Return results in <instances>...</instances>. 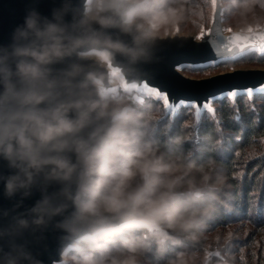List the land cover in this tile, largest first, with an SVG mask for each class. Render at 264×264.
<instances>
[{"label":"clouds","instance_id":"clouds-1","mask_svg":"<svg viewBox=\"0 0 264 264\" xmlns=\"http://www.w3.org/2000/svg\"><path fill=\"white\" fill-rule=\"evenodd\" d=\"M38 3L0 44V183L14 200L0 208V264H45L28 237L49 229L52 264H241L246 222L213 226L232 210L220 129L198 134L195 110L149 90L145 66L217 27L225 48H264V0Z\"/></svg>","mask_w":264,"mask_h":264},{"label":"water","instance_id":"water-1","mask_svg":"<svg viewBox=\"0 0 264 264\" xmlns=\"http://www.w3.org/2000/svg\"><path fill=\"white\" fill-rule=\"evenodd\" d=\"M54 2L55 0H39L37 7L42 13L49 14ZM29 3L30 0H0V44L9 42L13 28L23 22ZM250 51L259 52L261 47L253 43L251 46L235 49L225 48L218 27L216 30L207 29L201 35L200 42L188 39L182 43L162 46L157 52L158 62L145 66V71L150 75V79L145 83L149 89L167 97L173 110L179 105L192 106L199 119L204 110L214 111L212 104L219 98L227 96L233 99L239 94L251 95L264 91V68H235L199 78L187 76L180 69L232 61ZM9 171L6 162L0 160V174H7ZM39 195L38 191L34 192L31 197L25 199L23 207L31 206ZM13 203L14 200L3 196V185L0 183V208L11 207ZM57 235L49 229L42 241L28 237L32 241L34 251L40 254L45 264H52L57 258Z\"/></svg>","mask_w":264,"mask_h":264},{"label":"trees","instance_id":"trees-1","mask_svg":"<svg viewBox=\"0 0 264 264\" xmlns=\"http://www.w3.org/2000/svg\"><path fill=\"white\" fill-rule=\"evenodd\" d=\"M241 60L262 64L264 51H250L240 57ZM223 63L227 61L220 62V65ZM214 103L213 112L206 110L200 115L197 133L213 126L220 129L223 144L216 154L228 169L232 210H222L213 226L239 219L258 228L252 233L249 245H241L247 248V260H241V264H264V241L254 238L264 230V152L248 150L250 144H264V91L239 94L233 99L224 96ZM183 109L193 108L184 106ZM253 244L256 245L254 249ZM242 248L236 247V250Z\"/></svg>","mask_w":264,"mask_h":264},{"label":"rangeland","instance_id":"rangeland-1","mask_svg":"<svg viewBox=\"0 0 264 264\" xmlns=\"http://www.w3.org/2000/svg\"><path fill=\"white\" fill-rule=\"evenodd\" d=\"M207 30V29H206ZM205 30V31H206ZM204 31V32H205ZM260 52V51H259ZM244 55V54H243ZM243 55L233 59L232 61H227V63L229 62H236V61H240V57H242ZM225 63H223L224 65ZM223 65L220 63L216 64V65H207V66H197V67H183L182 69H180L184 74H186L187 76H190V77H194V78H199V77H205V76H208V75H211V74H215V73H218V72H221V71H225L224 68H223ZM201 67H205V69L201 68ZM250 67H263L264 68V63L262 64H259V63H254V62H248V63H244L242 64L241 66L239 67H234L232 69H235V68H250ZM207 68V69H206ZM230 69V70H232ZM155 92V91H154ZM211 106V105H210ZM180 108H183L184 106L183 105H179ZM192 107V106H190ZM212 107L214 108L215 107V103L213 102L212 104ZM178 108V107H177ZM193 108V107H192ZM210 108V107H209ZM194 109V108H193ZM192 109V110H193ZM195 110V109H194ZM206 111V110H204ZM203 111V112H204ZM202 112V113H203ZM194 115L196 116L195 114V111H194ZM197 118V121H198V117L196 116ZM198 125V124H197ZM238 220V221H237ZM237 220H233L225 225H222V226H226V225H229V224H237V223H240L242 222L241 220L237 219ZM246 223L244 224H241V231H242V236L241 237H238L236 238L234 241H233V245H234V249L236 250V247H243L241 250H245V246H241V245H249L250 241L249 239L251 237H253L252 233L253 232H257L258 228H255L253 227L252 225H250V223H248L247 221H244ZM264 232V230H263ZM258 238L259 235L257 234V236L255 235L254 238ZM247 249V248H246ZM241 260L242 261H246V256H245V251L243 252V255L241 257ZM244 264H246L244 262Z\"/></svg>","mask_w":264,"mask_h":264},{"label":"snow or ice","instance_id":"snow-or-ice-1","mask_svg":"<svg viewBox=\"0 0 264 264\" xmlns=\"http://www.w3.org/2000/svg\"><path fill=\"white\" fill-rule=\"evenodd\" d=\"M261 51H264V48L261 49ZM149 90H152V89H149ZM158 93V92H157ZM159 94V93H158ZM167 99V97H165Z\"/></svg>","mask_w":264,"mask_h":264}]
</instances>
